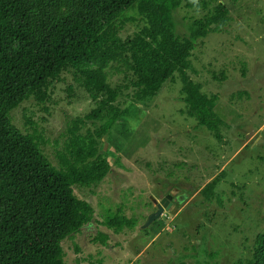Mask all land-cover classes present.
Instances as JSON below:
<instances>
[{"label":"rangeland","instance_id":"374dc122","mask_svg":"<svg viewBox=\"0 0 264 264\" xmlns=\"http://www.w3.org/2000/svg\"><path fill=\"white\" fill-rule=\"evenodd\" d=\"M206 1V8L184 3L174 22L183 37L214 3L230 10L229 24L198 42L188 70L205 93L218 95L215 112L226 122L223 140L182 114V82L168 81L148 108L132 109L105 143L112 152L110 173L96 186L74 187L94 208V218L63 242L67 264H245L252 258L256 236L264 231V0ZM143 26L139 17L128 19L121 36ZM123 77L110 81L123 83ZM65 78L45 105L31 100L12 113L23 132L32 133L29 122L36 123L56 167L69 123L95 107L74 75ZM69 86L75 88L72 99ZM130 100L121 98L120 107L129 108ZM217 178L208 200L202 190ZM168 195V212L146 226L157 210L152 197L160 203ZM119 209L137 220L136 228L116 233L105 225L108 213Z\"/></svg>","mask_w":264,"mask_h":264},{"label":"trees","instance_id":"16d2710c","mask_svg":"<svg viewBox=\"0 0 264 264\" xmlns=\"http://www.w3.org/2000/svg\"><path fill=\"white\" fill-rule=\"evenodd\" d=\"M184 3L209 6L206 0H0V264H67L63 242L94 218V208L74 187L104 180L112 155L105 143L113 129L127 122L132 109L148 108L168 81L182 82V114L223 140L226 122L215 112L219 97L206 94L188 70L198 42L220 33L231 20L230 10L214 3L182 37L174 14ZM136 17L144 26L123 38L128 19ZM68 74L95 107L69 123L56 167L36 123L29 122L32 133L23 132L12 113L31 100L48 103ZM115 75H123V83L113 85ZM66 91L72 99L75 88ZM126 97L131 106L124 109L119 101ZM218 183L214 179L202 190L208 200ZM137 223L119 209L108 213L105 225L120 233ZM107 239L101 238L103 244ZM245 264H264V231Z\"/></svg>","mask_w":264,"mask_h":264},{"label":"water","instance_id":"95a60500","mask_svg":"<svg viewBox=\"0 0 264 264\" xmlns=\"http://www.w3.org/2000/svg\"><path fill=\"white\" fill-rule=\"evenodd\" d=\"M105 150H107V145H105ZM171 199H172V195H168L166 198L162 199L159 203L155 197H152L153 203L156 205L157 210L149 216L146 226H149L153 221L158 219L162 214L165 213V211L168 212L170 208Z\"/></svg>","mask_w":264,"mask_h":264}]
</instances>
